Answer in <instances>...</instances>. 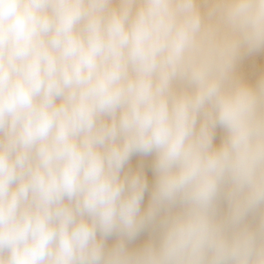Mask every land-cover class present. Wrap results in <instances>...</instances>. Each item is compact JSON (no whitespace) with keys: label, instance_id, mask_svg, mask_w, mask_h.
<instances>
[{"label":"clouds","instance_id":"clouds-1","mask_svg":"<svg viewBox=\"0 0 264 264\" xmlns=\"http://www.w3.org/2000/svg\"><path fill=\"white\" fill-rule=\"evenodd\" d=\"M261 51L264 0H0V264H264Z\"/></svg>","mask_w":264,"mask_h":264},{"label":"rangeland","instance_id":"rangeland-1","mask_svg":"<svg viewBox=\"0 0 264 264\" xmlns=\"http://www.w3.org/2000/svg\"><path fill=\"white\" fill-rule=\"evenodd\" d=\"M254 58H255V60L253 61ZM241 71H242V74L245 77V79H247L250 83H255L262 75H264V51H261V52L254 54V55L245 57V59L243 60V62L241 64ZM216 135L219 137L216 136V138H218V140L215 138V142L219 143L220 142L219 140L223 136V130L217 128ZM147 159L148 160L150 159L149 160L150 166L145 163V162H147L146 161ZM147 159L140 160V163H143V166L146 168V170L150 172L151 179L149 178V185H151L153 182V179H154L153 173L151 170V157H147ZM141 161H143V162H141ZM109 243H111V241H109Z\"/></svg>","mask_w":264,"mask_h":264},{"label":"bare ground","instance_id":"bare-ground-1","mask_svg":"<svg viewBox=\"0 0 264 264\" xmlns=\"http://www.w3.org/2000/svg\"><path fill=\"white\" fill-rule=\"evenodd\" d=\"M255 60V58L253 59V61ZM251 61V60H250ZM247 63V62H246ZM247 65V64H246ZM249 65V64H248ZM217 136V135H216ZM217 137H219V136H217ZM217 140H218V138H216ZM220 141V140H219ZM216 143H218V142H216ZM142 159H147V158H142V157H139V156H133L132 157V159H131V161H130V166L132 167V168H136L137 166H139L141 163H140V160H142ZM150 160V159H149ZM149 160L147 159L146 161L147 162H145L146 164H148L149 166H150V164H149ZM140 164H139V163ZM141 162H143V161H141ZM144 170H145V173H146V175H147V178H148V181H149V178L151 179V174H150V172L149 171H147L146 170V168L144 167ZM151 186V185H150ZM148 200H149V193L148 192H146L145 193V199H144V206H146L147 205V203H148ZM147 236H148V234L147 233H144V234H142L138 239H137V241L135 242V244L136 245H139V244H142L146 239H147Z\"/></svg>","mask_w":264,"mask_h":264}]
</instances>
